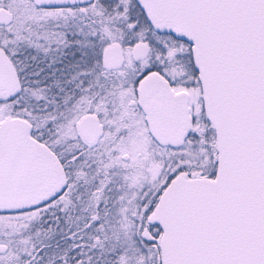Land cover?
<instances>
[{"label": "snow or ice", "instance_id": "snow-or-ice-1", "mask_svg": "<svg viewBox=\"0 0 264 264\" xmlns=\"http://www.w3.org/2000/svg\"><path fill=\"white\" fill-rule=\"evenodd\" d=\"M0 264H264V0H0Z\"/></svg>", "mask_w": 264, "mask_h": 264}]
</instances>
